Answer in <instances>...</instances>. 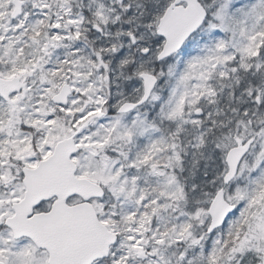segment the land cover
Returning <instances> with one entry per match:
<instances>
[{
  "label": "snow or ice",
  "instance_id": "6c2138e0",
  "mask_svg": "<svg viewBox=\"0 0 264 264\" xmlns=\"http://www.w3.org/2000/svg\"><path fill=\"white\" fill-rule=\"evenodd\" d=\"M0 264H264V0H0Z\"/></svg>",
  "mask_w": 264,
  "mask_h": 264
}]
</instances>
